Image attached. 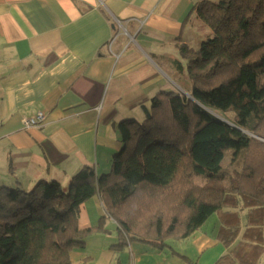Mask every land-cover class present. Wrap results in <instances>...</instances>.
Masks as SVG:
<instances>
[{"label": "trees", "instance_id": "1", "mask_svg": "<svg viewBox=\"0 0 264 264\" xmlns=\"http://www.w3.org/2000/svg\"><path fill=\"white\" fill-rule=\"evenodd\" d=\"M191 12L208 34L196 49L179 47L189 91L162 90L143 119L120 121L122 146L107 172L85 165L66 187L45 179L0 185V264H76L71 252L108 233L107 219L113 250L149 242L191 263L172 244L215 215L226 246L240 237L220 262L234 256L257 264L264 253V0H201ZM93 197L104 213L80 229V208Z\"/></svg>", "mask_w": 264, "mask_h": 264}, {"label": "crops", "instance_id": "2", "mask_svg": "<svg viewBox=\"0 0 264 264\" xmlns=\"http://www.w3.org/2000/svg\"><path fill=\"white\" fill-rule=\"evenodd\" d=\"M200 1L0 0V185L45 179L66 187L85 165L107 172L122 146L120 121L143 119L162 90L189 91L179 47L196 49L208 34L195 12L186 15ZM39 112L44 120L24 127ZM103 213L97 197L88 200L80 229ZM105 228L87 238L84 251L71 252L73 262L242 264L234 256L220 262L238 240L228 247L216 229L172 244L190 263L149 242L113 250L103 242L104 235L116 239L110 219Z\"/></svg>", "mask_w": 264, "mask_h": 264}, {"label": "rangeland", "instance_id": "3", "mask_svg": "<svg viewBox=\"0 0 264 264\" xmlns=\"http://www.w3.org/2000/svg\"><path fill=\"white\" fill-rule=\"evenodd\" d=\"M206 110H207V112L210 114V115H212L214 118H217V119H221V120H226V121H228V115H226V114H223L222 112H220V111H218V110H216V109H213V108H209V107H207L206 108ZM226 152H228V153H231L232 151L231 150H227ZM237 209V211L239 212L240 210L241 211H243L244 210V208H243V205H242V203H239L238 205H237V207L235 208V210ZM241 222V221H240ZM244 223H245V221L243 220L242 222H241V225H244ZM219 224H220V220L218 219V217L215 215V216H212V217H210L209 219H208V221L206 222V224L202 227V229L203 230H205V231H210V230H213L216 226L218 227L219 226ZM103 242L105 243V244H114L116 241L115 240H111L110 238H109V236L108 235H104L103 236ZM240 237L238 236V238L237 239H239ZM90 247H92V245L90 244ZM88 249V252H87V254H93L94 252H93V250H92V248H87ZM264 261V253L262 254V256L259 258V262H263ZM76 264H83L82 263V261L80 262H76Z\"/></svg>", "mask_w": 264, "mask_h": 264}, {"label": "built area", "instance_id": "4", "mask_svg": "<svg viewBox=\"0 0 264 264\" xmlns=\"http://www.w3.org/2000/svg\"><path fill=\"white\" fill-rule=\"evenodd\" d=\"M42 120H44V114L42 112H39L37 113L35 118H24L23 124H24V127L35 126Z\"/></svg>", "mask_w": 264, "mask_h": 264}]
</instances>
